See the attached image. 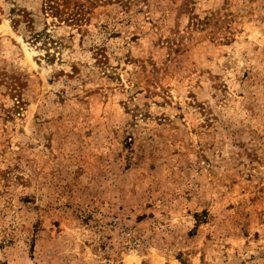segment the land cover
I'll list each match as a JSON object with an SVG mask.
<instances>
[{"label":"rangeland","instance_id":"374dc122","mask_svg":"<svg viewBox=\"0 0 264 264\" xmlns=\"http://www.w3.org/2000/svg\"><path fill=\"white\" fill-rule=\"evenodd\" d=\"M49 2L0 0V264H264V0Z\"/></svg>","mask_w":264,"mask_h":264},{"label":"trees","instance_id":"16d2710c","mask_svg":"<svg viewBox=\"0 0 264 264\" xmlns=\"http://www.w3.org/2000/svg\"><path fill=\"white\" fill-rule=\"evenodd\" d=\"M49 4V8L50 9H54V10H58V0H50ZM60 11H57V13H59ZM40 35H37V38H39Z\"/></svg>","mask_w":264,"mask_h":264}]
</instances>
